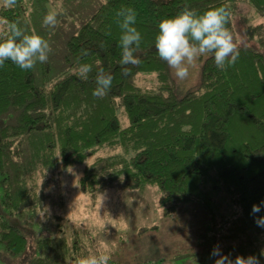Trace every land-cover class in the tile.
<instances>
[{
	"label": "trees",
	"instance_id": "1",
	"mask_svg": "<svg viewBox=\"0 0 264 264\" xmlns=\"http://www.w3.org/2000/svg\"><path fill=\"white\" fill-rule=\"evenodd\" d=\"M240 1L261 17L257 24L241 18L243 31L234 17ZM129 7L142 36L138 66L120 64L116 13ZM220 7L230 13L226 27L239 57L221 70L206 56L199 86L185 90L156 55L158 23L185 8ZM53 8L57 24L43 26ZM4 21L41 36L51 51L31 70L10 61L0 66V264H76L85 257L76 235L50 236L9 220L45 203L56 170L79 165L84 194L96 197L116 183L157 188L166 219L186 224L189 216H210L196 230L203 253L142 264H215L208 246L216 242L232 261L260 257L264 228L250 213L264 201V0H16L0 8V41L9 35ZM82 64L91 66L87 79L78 74ZM100 69L113 76L103 98L92 95ZM226 204L237 211L220 229ZM209 223L217 235L203 234Z\"/></svg>",
	"mask_w": 264,
	"mask_h": 264
},
{
	"label": "rangeland",
	"instance_id": "2",
	"mask_svg": "<svg viewBox=\"0 0 264 264\" xmlns=\"http://www.w3.org/2000/svg\"><path fill=\"white\" fill-rule=\"evenodd\" d=\"M3 5L4 0H0V8ZM233 7L238 31L244 30L241 18H246L251 24L260 22L261 17L247 2H237ZM203 59L205 57L190 67L187 80H176L181 88L189 90L199 86ZM84 169L85 165H79L56 170L45 192L48 196L45 203L30 210L28 215L9 220L22 228L31 226L50 236L72 240L76 235L82 250L87 253L85 257L107 252L112 263L142 264L146 261L160 262L185 251L203 253L199 243L205 245V240L198 243L200 231L196 230L208 223L210 216L202 219L189 216L186 224V219L179 217L166 219L158 206L160 192L157 188L134 191L116 183L105 193L92 197L84 194L78 185ZM222 210L228 218L218 221L220 229L230 221V214L237 211L227 204ZM210 224L203 234L217 235L219 231ZM217 243H210L209 251L218 246Z\"/></svg>",
	"mask_w": 264,
	"mask_h": 264
},
{
	"label": "clouds",
	"instance_id": "3",
	"mask_svg": "<svg viewBox=\"0 0 264 264\" xmlns=\"http://www.w3.org/2000/svg\"><path fill=\"white\" fill-rule=\"evenodd\" d=\"M16 0H4L5 7H13ZM117 23L120 28L119 48L120 64L122 66H138L141 60L136 56V51L141 45V33L135 27L137 13L133 8H122L116 13ZM229 11L224 8H213L203 13H197L194 9L185 8L176 16L166 18L158 23V33L155 36L154 46L158 58L166 62L173 76L179 82L189 78L190 67L206 56H210L218 69H225L233 65L239 52L233 42V36L226 27ZM9 33L6 39L0 41V66L5 61H10L21 70H31L36 63H45L51 51L47 40L37 34H26L25 30L16 22L4 21ZM57 24V13L49 12L44 15L42 25L52 28ZM86 54V53H85ZM91 66L82 64L78 68V74L82 79L88 78ZM129 68L124 67L122 74L129 75ZM113 76L100 69L95 77L96 87L92 95L103 98L111 89ZM264 211V201L254 204L251 215L255 224L264 228V215L256 214ZM212 257H220L215 264H261L264 259V251L260 257L255 255L247 258L237 257L235 261L221 255L218 246L210 253ZM111 255L103 252L98 255H89L80 258L76 264H109Z\"/></svg>",
	"mask_w": 264,
	"mask_h": 264
}]
</instances>
